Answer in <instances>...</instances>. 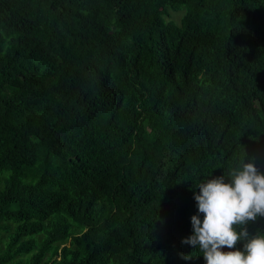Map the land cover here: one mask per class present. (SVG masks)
<instances>
[{
	"label": "trees",
	"instance_id": "obj_1",
	"mask_svg": "<svg viewBox=\"0 0 264 264\" xmlns=\"http://www.w3.org/2000/svg\"><path fill=\"white\" fill-rule=\"evenodd\" d=\"M249 161L264 0H0V264H206L199 185Z\"/></svg>",
	"mask_w": 264,
	"mask_h": 264
},
{
	"label": "clouds",
	"instance_id": "obj_2",
	"mask_svg": "<svg viewBox=\"0 0 264 264\" xmlns=\"http://www.w3.org/2000/svg\"><path fill=\"white\" fill-rule=\"evenodd\" d=\"M226 177L229 182H225L224 175L199 185L195 200L203 220L192 216L193 234L184 243L195 246L206 264H264V234L249 236L244 227L264 216V174L249 161ZM241 240L246 242L243 250H238L236 245ZM223 248L234 250L222 251Z\"/></svg>",
	"mask_w": 264,
	"mask_h": 264
},
{
	"label": "rangeland",
	"instance_id": "obj_3",
	"mask_svg": "<svg viewBox=\"0 0 264 264\" xmlns=\"http://www.w3.org/2000/svg\"><path fill=\"white\" fill-rule=\"evenodd\" d=\"M179 17V14H175V18H178Z\"/></svg>",
	"mask_w": 264,
	"mask_h": 264
}]
</instances>
